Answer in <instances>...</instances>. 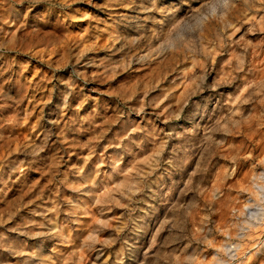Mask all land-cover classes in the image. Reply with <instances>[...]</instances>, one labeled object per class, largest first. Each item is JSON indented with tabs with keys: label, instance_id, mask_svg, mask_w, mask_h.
Instances as JSON below:
<instances>
[{
	"label": "rangeland",
	"instance_id": "rangeland-1",
	"mask_svg": "<svg viewBox=\"0 0 264 264\" xmlns=\"http://www.w3.org/2000/svg\"><path fill=\"white\" fill-rule=\"evenodd\" d=\"M0 264H264V0H0Z\"/></svg>",
	"mask_w": 264,
	"mask_h": 264
},
{
	"label": "bare ground",
	"instance_id": "bare-ground-1",
	"mask_svg": "<svg viewBox=\"0 0 264 264\" xmlns=\"http://www.w3.org/2000/svg\"><path fill=\"white\" fill-rule=\"evenodd\" d=\"M31 244V243H30Z\"/></svg>",
	"mask_w": 264,
	"mask_h": 264
}]
</instances>
